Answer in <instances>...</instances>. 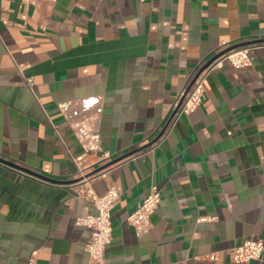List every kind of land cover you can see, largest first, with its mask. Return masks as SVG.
Returning a JSON list of instances; mask_svg holds the SVG:
<instances>
[{
	"label": "crops",
	"instance_id": "obj_1",
	"mask_svg": "<svg viewBox=\"0 0 264 264\" xmlns=\"http://www.w3.org/2000/svg\"><path fill=\"white\" fill-rule=\"evenodd\" d=\"M241 43L251 66L212 71L167 129ZM0 156L117 188L105 264H236L234 247L264 240V0H0ZM153 186L139 233L127 218ZM76 188L0 161V264H91L77 219L97 210Z\"/></svg>",
	"mask_w": 264,
	"mask_h": 264
},
{
	"label": "built area",
	"instance_id": "obj_2",
	"mask_svg": "<svg viewBox=\"0 0 264 264\" xmlns=\"http://www.w3.org/2000/svg\"><path fill=\"white\" fill-rule=\"evenodd\" d=\"M251 47V44L239 46L208 61L201 72L199 71L200 73L195 83L186 95L175 117L189 115L199 107L203 100L208 76L212 71L221 68L225 62H229L236 68L250 67L252 64L250 56ZM27 82L30 86L34 84L32 78H27ZM172 126V123L169 124L167 129L172 128ZM109 158H111V154L109 152L104 153L103 159ZM88 178H77L69 184L76 186L77 194L91 201L97 210L95 214L79 217L77 223L85 225L91 230L90 239L86 244L91 264H105L106 247L113 239L112 209L119 200L120 195L114 185H110L104 194L98 195L93 187L88 186ZM160 201L161 192L157 187H151L149 194L145 197L142 204L127 218L136 231L142 233L152 227V214L157 209ZM200 220H207V218L202 217ZM230 256L236 264L262 260L264 257V240L247 239L242 244L234 247L231 250Z\"/></svg>",
	"mask_w": 264,
	"mask_h": 264
},
{
	"label": "water",
	"instance_id": "obj_3",
	"mask_svg": "<svg viewBox=\"0 0 264 264\" xmlns=\"http://www.w3.org/2000/svg\"><path fill=\"white\" fill-rule=\"evenodd\" d=\"M243 45H248V43H241V44H238V45H234L233 47H230L229 49H227V50L224 51L223 53H225V52H227V51H229V50H231V49L237 48V47H239V46H243ZM223 53H220V55H222ZM218 56H219V55H218ZM202 69H203V68H202ZM202 69H201V70H202ZM201 70H200V72H201ZM200 72H198V74L194 77V79H193V81H192L190 87L187 89L185 95L182 97V99H181V101L178 103L177 107H176V108L174 109V111L171 113V115H170V117H169V119H168L166 125H168V124L171 122V120L175 117L176 113L178 112L180 106L182 105V103H183V101H184L186 95H187L188 92L191 90V88H192L193 84L195 83V81H196V79H197V77H198V75H199ZM163 132H164V130L161 131V133L159 134L158 138H160V136L163 134ZM158 138H157V139H158ZM157 139H156V140H157ZM137 151H139V150H136V151H134V152H131V153H127V154H125V155H122V156L118 157L117 159H113V160H111L110 162H108L106 165H104V167H102V168H105V167H108V166H110V165H112V164H115V163L119 162L120 160H123L124 158H126V157H128V156H130V155H132V154H134V153H136ZM0 161L3 162V163H6V164H8V165H11V166H13V167H15V168L21 169V170H23V171H25V172H28V173H30V174H32V175H34V176H37V177H40V178L45 179V180H47V181L53 182V183H64V184H68V183H72V182H74V181L76 180V179H75V180L60 181V180H57V179H55V178H51V177H48V176H46V175L40 174V173H38V172H36V171L30 170V169H28V168L21 167L20 165H17V164H15V163H13V162L7 161L6 159L2 158L1 156H0Z\"/></svg>",
	"mask_w": 264,
	"mask_h": 264
}]
</instances>
